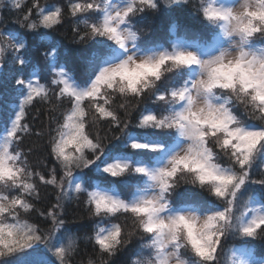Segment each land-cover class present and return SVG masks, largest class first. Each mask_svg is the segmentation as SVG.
<instances>
[{
  "label": "clouds",
  "instance_id": "clouds-1",
  "mask_svg": "<svg viewBox=\"0 0 264 264\" xmlns=\"http://www.w3.org/2000/svg\"><path fill=\"white\" fill-rule=\"evenodd\" d=\"M4 72L0 264H264V0H0Z\"/></svg>",
  "mask_w": 264,
  "mask_h": 264
},
{
  "label": "trees",
  "instance_id": "trees-1",
  "mask_svg": "<svg viewBox=\"0 0 264 264\" xmlns=\"http://www.w3.org/2000/svg\"><path fill=\"white\" fill-rule=\"evenodd\" d=\"M173 17L180 20L181 23L186 25V26H189L191 28H192V26H194L193 22L195 19H193L190 16V14L188 13V10L186 8H174L172 10V12H170V13L162 11L161 14L155 18V20L158 19V22H155L158 25V28H156V31L154 33V38H162L163 32L161 31V28L166 30L167 26L170 24L171 19ZM69 31H70V29H69ZM64 48H68V54L66 57H62V59H65V60L69 61L70 63H75L77 55L82 54L81 50L70 48L66 44H64L63 41H61L62 51ZM29 56L32 58L34 63L38 62L36 54L31 52V50L29 51ZM15 92H17V90L12 87V84L9 80L8 73L7 72L1 73V76H0V106H2V107H0V129L1 130L6 128L7 123L9 122V116L13 112L12 107L7 109V110H4V108H6L7 105H9V106L11 105L8 102V100H6V96L8 94L15 93ZM16 101L12 105L16 104ZM10 111H11V113H10ZM35 112H36V108L33 107L31 112L26 115L24 122L31 121L30 126H34L35 128H38L41 126V121L44 119V115L41 112V114L39 116H36ZM120 150L121 149H120L119 145H114L109 149L110 152H113V151L118 152ZM71 211L75 212L77 210L71 209ZM82 227H86V225L82 226ZM125 259H126L125 255L119 256L117 258V264H120V262L124 261Z\"/></svg>",
  "mask_w": 264,
  "mask_h": 264
},
{
  "label": "snow or ice",
  "instance_id": "snow-or-ice-1",
  "mask_svg": "<svg viewBox=\"0 0 264 264\" xmlns=\"http://www.w3.org/2000/svg\"><path fill=\"white\" fill-rule=\"evenodd\" d=\"M27 14V13H26ZM97 62V59L93 60V64H95ZM18 83H22V82H18ZM25 95L24 92L20 93V96L23 97ZM18 103L14 104L13 106V112L12 114L9 116V121L11 123V128L10 131L13 134H16L20 128L23 126V119L25 117V112L22 111V109L25 108V105H27L28 103L31 102V98L29 97L28 99H24V100H17ZM18 109V110H17ZM97 243L101 246V247H106L107 246V241L106 239H99L97 238ZM31 264H45L43 255L41 253H36L33 257H32V261Z\"/></svg>",
  "mask_w": 264,
  "mask_h": 264
},
{
  "label": "rangeland",
  "instance_id": "rangeland-1",
  "mask_svg": "<svg viewBox=\"0 0 264 264\" xmlns=\"http://www.w3.org/2000/svg\"><path fill=\"white\" fill-rule=\"evenodd\" d=\"M155 22H158V19H156L155 20ZM193 24H194V26H192V28H194V29H199V28H201L202 26L199 24V22L198 21H196V20H194V22H193ZM155 26H156V28H158V25L155 23ZM158 35V34H157ZM156 35V36H157ZM0 76H1V73H0ZM16 95H17V92H15V93H11V94H8L7 96H6V100H8V102L12 105L15 101H16ZM16 103H18V101H16ZM0 107H2V106H0ZM9 108H11L9 105H7V107L6 108H4V110H7V109H9ZM10 113H11V111H10ZM24 122V121H23ZM10 127V126H9ZM33 257V256H32ZM32 257H29L25 262H24V264H31V261H32Z\"/></svg>",
  "mask_w": 264,
  "mask_h": 264
}]
</instances>
